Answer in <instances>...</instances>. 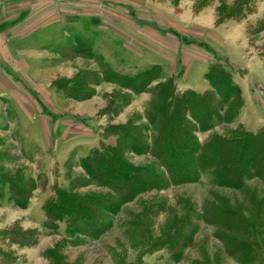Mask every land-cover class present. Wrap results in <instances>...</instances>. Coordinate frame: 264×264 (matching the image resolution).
<instances>
[{
  "label": "rangeland",
  "instance_id": "rangeland-1",
  "mask_svg": "<svg viewBox=\"0 0 264 264\" xmlns=\"http://www.w3.org/2000/svg\"><path fill=\"white\" fill-rule=\"evenodd\" d=\"M104 1L94 10L106 26L137 17L166 53L153 55L162 47L143 34L121 38L97 30L99 19L79 21L45 47L43 85L22 93L23 111L0 102V264H264V179L239 190L216 186L210 173L172 184L151 154L147 119L172 81L176 95L212 89L205 74L215 66L240 89L239 106L231 123L216 119L196 141L264 132V0ZM191 50L204 51L206 64L195 62L182 83ZM231 102L220 118L232 117ZM30 120L44 122L45 138ZM118 143L128 166L163 178L125 203L101 183L112 179L86 170L93 151Z\"/></svg>",
  "mask_w": 264,
  "mask_h": 264
},
{
  "label": "trees",
  "instance_id": "trees-1",
  "mask_svg": "<svg viewBox=\"0 0 264 264\" xmlns=\"http://www.w3.org/2000/svg\"><path fill=\"white\" fill-rule=\"evenodd\" d=\"M205 79L212 89L203 93L188 89L176 95L175 87L171 85L173 81L164 92L159 93V105H152V112L147 117L156 132L152 141V156L160 167L166 169L174 185L196 182L206 173L211 174L216 186L235 190L243 188L246 180L264 179V132H245L231 139L217 135L204 145L196 141L194 133L211 130L216 119H221V124L231 123L235 116L231 110L240 101V89L224 70L210 66ZM230 99L233 102L226 113L227 117H232L222 119L220 112H225V102ZM189 116L195 126L189 121ZM119 141L122 142L121 139ZM133 142L125 144L135 149L137 147ZM124 148V143H118L116 147L105 146L101 151H93L88 157L89 168L86 169L112 179L106 177L108 182L101 179V183L120 194L119 198L124 200L122 203L155 189L163 179L149 167L133 169L128 166L122 160Z\"/></svg>",
  "mask_w": 264,
  "mask_h": 264
},
{
  "label": "crops",
  "instance_id": "crops-1",
  "mask_svg": "<svg viewBox=\"0 0 264 264\" xmlns=\"http://www.w3.org/2000/svg\"><path fill=\"white\" fill-rule=\"evenodd\" d=\"M93 1L0 0V102L8 100L16 108L22 110L23 103H27L25 102L26 97L22 93L38 92L41 85H43L40 82V77L43 73L41 70L45 71V68L38 69V62L44 57L45 47L61 37L66 25H75L79 21H85L92 26L94 19H99L100 23H97L96 26L97 30H111L114 35L121 38H125L121 31L134 37L143 34L142 37L146 39L145 41L148 44H160L159 46L162 47L158 50L159 54L153 51V55L162 57L161 55L166 53L165 48L162 46L165 41L157 42L150 31L142 33L144 31H140L141 22L137 17L134 18L133 23H128L126 26H106L102 15H100L101 13L98 14L99 10H94L99 6L98 3L102 7L105 1ZM117 6L116 10H113L114 14L118 13ZM79 11L82 12L79 13ZM195 51L196 54H194ZM195 51L191 50L193 54L186 57L191 61V65L181 77L180 81L182 83L188 80L195 67L193 64L196 65L195 62L204 64V66L206 64V61H203L204 51ZM58 79L60 78L51 79L49 87L54 88V84ZM240 88L245 94L244 87L240 86ZM188 89L191 88H183L181 92ZM250 100L251 98H245L246 105ZM23 114L28 119L27 113L23 112ZM39 121L30 120V124L35 125L34 133H39L40 137L45 138V124Z\"/></svg>",
  "mask_w": 264,
  "mask_h": 264
}]
</instances>
